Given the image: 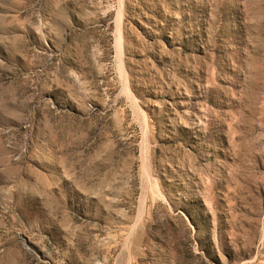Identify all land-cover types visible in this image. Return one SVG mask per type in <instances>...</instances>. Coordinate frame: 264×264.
<instances>
[{
  "label": "rangeland",
  "instance_id": "rangeland-1",
  "mask_svg": "<svg viewBox=\"0 0 264 264\" xmlns=\"http://www.w3.org/2000/svg\"><path fill=\"white\" fill-rule=\"evenodd\" d=\"M0 264H264V0H0Z\"/></svg>",
  "mask_w": 264,
  "mask_h": 264
}]
</instances>
